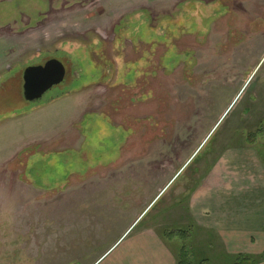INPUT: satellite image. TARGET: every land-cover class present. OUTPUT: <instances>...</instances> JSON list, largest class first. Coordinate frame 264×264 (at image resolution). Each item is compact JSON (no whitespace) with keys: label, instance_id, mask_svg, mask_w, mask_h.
Returning <instances> with one entry per match:
<instances>
[{"label":"rangeland","instance_id":"obj_1","mask_svg":"<svg viewBox=\"0 0 264 264\" xmlns=\"http://www.w3.org/2000/svg\"><path fill=\"white\" fill-rule=\"evenodd\" d=\"M56 53L64 82L25 101ZM227 147L264 163V0H0V264H93L147 229L219 264L190 206L208 219Z\"/></svg>","mask_w":264,"mask_h":264},{"label":"crops","instance_id":"obj_2","mask_svg":"<svg viewBox=\"0 0 264 264\" xmlns=\"http://www.w3.org/2000/svg\"><path fill=\"white\" fill-rule=\"evenodd\" d=\"M220 163L218 189L213 188L202 199L203 209L210 213L208 219L200 218L195 206H190L192 216L204 229L217 232L226 255L262 256L264 163L256 152L244 147H227ZM120 241L118 251L115 249L101 264H176L160 236L148 229L137 235L126 230L93 264L101 261Z\"/></svg>","mask_w":264,"mask_h":264},{"label":"water","instance_id":"obj_3","mask_svg":"<svg viewBox=\"0 0 264 264\" xmlns=\"http://www.w3.org/2000/svg\"><path fill=\"white\" fill-rule=\"evenodd\" d=\"M66 76L65 66L51 60L45 66L29 67L24 73L23 96L25 101H40L54 87L62 84Z\"/></svg>","mask_w":264,"mask_h":264},{"label":"trees","instance_id":"obj_4","mask_svg":"<svg viewBox=\"0 0 264 264\" xmlns=\"http://www.w3.org/2000/svg\"><path fill=\"white\" fill-rule=\"evenodd\" d=\"M250 142H253L252 140ZM190 235L188 231H178L176 233H170L168 235L169 239L178 238L180 241L184 242L179 249L176 256V264H209L207 258L198 260L196 256V251L192 247L186 244L187 240H190ZM264 261V254L259 257L238 254V255H226L221 257L219 264H261Z\"/></svg>","mask_w":264,"mask_h":264},{"label":"flooded vegetation","instance_id":"obj_5","mask_svg":"<svg viewBox=\"0 0 264 264\" xmlns=\"http://www.w3.org/2000/svg\"><path fill=\"white\" fill-rule=\"evenodd\" d=\"M56 56H59V54L56 53L55 55H53L52 57H50V59L46 60L45 62L43 61V62H40V63H34V64L32 63L31 65L27 66V67L24 69V71H23V86H24V73H25L26 69L29 68V67L45 66L49 61L54 60V59L60 61V62L65 66L64 62H63L61 59L56 58ZM107 65H109V63H108ZM9 69H10V68H9ZM111 69L114 70V67L112 68V66H111L110 68L107 67V68L105 69V72L108 74L106 80L109 79V74L112 73V70H111ZM65 77H66V76H65ZM60 85H61V84H60ZM58 86H59V85H58ZM56 87H57V86H56ZM54 88H55V87H54ZM54 88H53V89H54ZM53 89H52V90H53ZM49 92H50V91H49ZM44 97H45V96H44ZM44 97H43V98H44ZM43 98H42V99H43ZM42 99H41V100H42ZM24 100H25V99H24ZM41 100H40V101H41ZM37 102H39V101H37Z\"/></svg>","mask_w":264,"mask_h":264}]
</instances>
